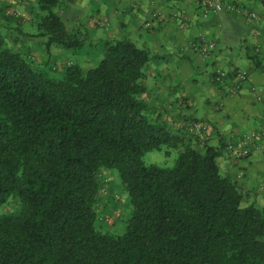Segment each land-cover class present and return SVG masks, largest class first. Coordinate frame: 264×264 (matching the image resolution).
<instances>
[{
    "label": "trees",
    "instance_id": "16d2710c",
    "mask_svg": "<svg viewBox=\"0 0 264 264\" xmlns=\"http://www.w3.org/2000/svg\"><path fill=\"white\" fill-rule=\"evenodd\" d=\"M36 1L46 51L84 45L53 11L59 0ZM102 45L94 66L56 78L0 34V264H264V204H246L220 172L221 148L194 147L150 117L149 50ZM164 147L177 152L171 166L143 161ZM109 169L131 206L121 233L97 226ZM10 200L17 212L2 211Z\"/></svg>",
    "mask_w": 264,
    "mask_h": 264
},
{
    "label": "crops",
    "instance_id": "0c3cea01",
    "mask_svg": "<svg viewBox=\"0 0 264 264\" xmlns=\"http://www.w3.org/2000/svg\"><path fill=\"white\" fill-rule=\"evenodd\" d=\"M227 1L237 10L203 13L196 0H59L53 11L85 43L65 49L79 56L78 63L68 58L65 67H53L62 72L68 65L90 68L103 57L107 40L130 39L149 50L152 59L144 68L140 97L150 105V117L174 131L188 121L206 123L205 134L186 135V141L197 148H221L216 159L220 172L242 186L246 204L258 206L264 204V137L245 157H235L227 145L237 148L244 135L264 129V0ZM153 10L163 20L145 26ZM45 13L36 0H0V26L6 33H24V23L37 27ZM34 37H43L38 27L27 33L26 42L14 38L7 45L31 52ZM204 40L215 44L207 57L193 46ZM31 57L37 65L45 62ZM217 70L227 72L222 83L212 80ZM238 70L247 71L244 80L236 77Z\"/></svg>",
    "mask_w": 264,
    "mask_h": 264
},
{
    "label": "rangeland",
    "instance_id": "374dc122",
    "mask_svg": "<svg viewBox=\"0 0 264 264\" xmlns=\"http://www.w3.org/2000/svg\"><path fill=\"white\" fill-rule=\"evenodd\" d=\"M13 31L6 33L5 29L0 26V34L7 43L13 41L14 38L26 42L27 33H34L37 31L36 23H24L22 30L24 33L18 32L16 29H13ZM32 40L34 42L30 48L32 51L28 52L23 50L24 52L22 53L25 55L32 54L37 60L38 58L44 59L45 62L39 63L40 65H38L43 66L52 77L60 78L63 72L58 69L52 70L51 67H56L58 65L62 66L68 58L75 62L79 61V56L77 54L70 55L64 48L55 45L50 46L49 51H46V39L43 37H34ZM30 49L27 48V50ZM59 52L61 53L59 54ZM63 67H65V65H63ZM83 68L88 69L87 66H83ZM165 150L166 148L164 147L160 150L148 151L143 155L142 159L146 164H157L163 167L171 166L174 163L177 152L172 149L170 154H166ZM101 178L103 180V186L97 203V226L104 231L121 233L123 231V221L129 214L131 208L128 194L123 190L119 174L115 169L104 170ZM262 205L263 204H258V207ZM18 209L19 205L16 200H10L9 203L2 207V211L7 212H17Z\"/></svg>",
    "mask_w": 264,
    "mask_h": 264
},
{
    "label": "built area",
    "instance_id": "2783aa9c",
    "mask_svg": "<svg viewBox=\"0 0 264 264\" xmlns=\"http://www.w3.org/2000/svg\"><path fill=\"white\" fill-rule=\"evenodd\" d=\"M197 4L202 8L203 13L208 12H220L222 10L228 9L235 11L237 7L233 4L228 3L227 0H196ZM248 15L254 19H258L255 12H249ZM163 16L159 10H153L150 14V18L144 22L145 26H149L153 21H162ZM106 25V24H105ZM193 46L201 53L202 56L207 57L214 50L215 44L212 41H197ZM247 71L238 70L236 77L239 80H244L246 78ZM227 77V72L224 70H217L212 75V80L217 83H222ZM181 129L191 135H202L205 134L209 126L206 123L199 121H188L181 126ZM264 137V129L260 131L250 132L244 135L241 139L240 146L235 147L233 143L227 145L228 150L237 158L245 157L249 154L251 146L255 142H259Z\"/></svg>",
    "mask_w": 264,
    "mask_h": 264
}]
</instances>
